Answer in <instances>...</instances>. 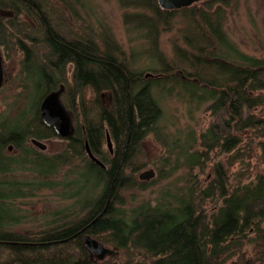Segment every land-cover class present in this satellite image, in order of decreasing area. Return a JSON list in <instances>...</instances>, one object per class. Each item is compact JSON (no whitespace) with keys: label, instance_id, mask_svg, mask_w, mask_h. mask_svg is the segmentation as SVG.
Wrapping results in <instances>:
<instances>
[{"label":"trees","instance_id":"1","mask_svg":"<svg viewBox=\"0 0 264 264\" xmlns=\"http://www.w3.org/2000/svg\"><path fill=\"white\" fill-rule=\"evenodd\" d=\"M54 1L74 12L70 0ZM119 1L125 8L149 12L124 14V19L150 38L147 53L158 64L150 69L151 76L130 68L112 39L100 47L91 35L71 37L63 12L50 0H0V46L7 49L11 44L22 52L18 96L26 99L33 92L35 98L33 107L17 110L18 116L4 112L0 116V264H99L83 245L85 235L123 251L127 256L123 264H224L223 254L249 235L260 241L255 251L264 253V181L260 177L251 184L236 181L228 190L220 162L213 165L215 176L204 188L187 172L179 203L173 198L122 209L121 192L145 191L155 181L135 177L144 167L136 163L141 142L151 134L166 145L158 129L162 109L154 91L183 99L192 108L207 103L209 123L197 137L201 150L187 153L189 160L184 157L189 170L216 150L229 154L227 165L250 158L255 140L264 164V57L248 55L229 40L224 14L232 0H202L178 10L163 9L157 0ZM175 19L182 23V45L172 43L170 59L159 49L158 36L162 29H171ZM52 91L61 92L62 103L73 115L74 133L62 152L44 156L25 142L57 137L39 115L42 99ZM86 143L102 166L88 157ZM9 145L22 157L10 155ZM74 160L79 161L74 168L93 177L94 198L77 199L86 186L72 191L68 198L77 206L70 205L56 219L53 214L36 232L15 231L26 217L21 199L32 194H24L22 187L45 185L13 178L21 164L46 163L52 172L39 173L44 178L56 176ZM206 200H213L216 207L208 216L202 207ZM238 259L243 261V255Z\"/></svg>","mask_w":264,"mask_h":264},{"label":"rangeland","instance_id":"2","mask_svg":"<svg viewBox=\"0 0 264 264\" xmlns=\"http://www.w3.org/2000/svg\"><path fill=\"white\" fill-rule=\"evenodd\" d=\"M199 2L201 3L202 0ZM69 3L74 12L67 9L60 2L50 0L52 6L63 12L66 28L71 37H75V35H91L100 47L103 46L104 40L112 39L122 49L126 63L133 70L147 74L152 73V69L158 68V64L147 53L150 38L143 36L142 29L137 28L134 23L131 25L126 24L124 19V14L137 13L149 16V12L132 7L125 8L121 6L119 0H70ZM232 4L225 8L224 14V31L229 40L233 42L238 50L248 55L264 57V0H232ZM21 18L26 17L23 16ZM181 28L182 23L179 19H175L172 22L171 29H168V31L162 29L158 36L159 49L167 58L173 59L172 43L175 42L178 45H182L180 40ZM22 56V52L11 44L7 49L0 46L2 70L0 79V116L4 112L8 116L16 117L18 116L19 112L17 110L19 108L27 109L34 105L33 92H29L26 99L18 96L21 92L20 81L22 74L20 60ZM154 95L162 109V117L158 123V129L164 141H166V145H162L151 134L141 142L136 163L144 164V167L135 174V177L139 180L138 174L148 169H153L154 177L152 179L155 181L145 191L134 189L121 192V196L125 200V204L122 206L123 210L134 208L141 202H149L154 205L157 201L167 203L172 201L171 199L173 198H178L177 201L179 203L180 200H183L182 195L186 190L185 187H187L183 181V176L190 171L197 178L201 187L204 188L211 183L212 178L215 176L212 167L216 162L222 163L226 169L228 190L230 186L236 185V181H241V184H251L254 183L253 181L257 177L264 181V164L258 158L259 150L256 148V140L253 142V151L250 158L241 157L240 160L231 161V164L227 165L229 154L220 153L216 150L213 153H208V159L205 160V157L199 159L203 163L201 166H194L192 170H189L183 163L184 157L189 160L188 154L195 152V150H201L198 146L197 137L209 123V112L206 110L207 103L202 104L197 109L192 108L183 99L174 96H161L156 91H154ZM85 96L86 99L90 98V90H85ZM191 135L195 140V144L190 143L192 141L190 140ZM30 139L33 138L27 139L25 144L37 154L44 156H54L62 152L67 142V139L59 137L47 140L39 139L38 141L44 144L43 148H39L32 144ZM189 146L191 147L190 149ZM16 151L13 148L8 153L17 155L19 152ZM18 156L22 157V154L20 153ZM29 158L31 159L30 156ZM78 163L79 161L76 160L72 162L71 166L67 163L59 169L56 176L49 174L44 178L40 177L39 173L52 172V169L49 170L48 168L50 167L46 163L42 164L33 161L29 164L23 163L24 166L21 164L22 169L17 170L13 178H17L20 181L26 179L30 183L32 182L34 186L43 183L45 185H39L43 187L34 188L33 190L31 189L32 187L30 189L22 187L24 194L28 192L32 194L21 199V213L25 214L26 217L14 228L15 231L36 232L43 228V224L53 214H55L53 218L56 219L63 213H67L66 208L70 205L77 206L74 202L75 199L68 198L72 191H77L86 186L85 191L81 192L77 199L82 202L94 198V179L91 175L86 177L88 174L84 169L73 167ZM69 170H72V172L70 173ZM159 171L164 176L159 177ZM165 173L168 175L166 176ZM84 181L87 182L84 183ZM149 181L145 182L150 183ZM220 204L221 201L218 200L216 205ZM213 205V200L203 201L202 207L207 216L215 211L216 207ZM171 206H175V202ZM261 227L264 229V221ZM259 242H255L252 235H249L242 240L240 245L231 246L223 254L224 264H237L239 262L238 258L242 255L245 261H254L255 257L259 255L256 252L257 249L255 251L254 246H257ZM103 244L105 247L113 249L114 253L100 261L91 255L94 260L99 264H123L127 258L123 251L117 250L109 244Z\"/></svg>","mask_w":264,"mask_h":264},{"label":"water","instance_id":"3","mask_svg":"<svg viewBox=\"0 0 264 264\" xmlns=\"http://www.w3.org/2000/svg\"><path fill=\"white\" fill-rule=\"evenodd\" d=\"M161 8L167 10H178L180 8L191 6L194 3H197L201 0H157ZM1 64H0V79H1ZM151 76L150 73L145 74V77ZM61 92L52 91L44 96L40 103L39 115L41 121L49 128L53 130L59 138H68L71 137L74 133L73 125V115L72 113L65 108L60 99ZM34 145L38 147H43V144L33 139L31 141ZM107 145L108 148H111L109 137L107 136ZM86 152L88 157L94 161L99 166H102V163L97 160L91 153L88 144H85ZM154 177L153 169H148L144 172L138 174V179L141 181H148ZM83 245L88 250V252L97 260H102L106 256L112 255L114 253L113 249H109L104 246V244L95 238L85 235L83 237Z\"/></svg>","mask_w":264,"mask_h":264},{"label":"flooded vegetation","instance_id":"4","mask_svg":"<svg viewBox=\"0 0 264 264\" xmlns=\"http://www.w3.org/2000/svg\"><path fill=\"white\" fill-rule=\"evenodd\" d=\"M72 137V136H71ZM70 137H68V138H63V139H69ZM33 139H30V141H32ZM42 140H47V139H42ZM32 143V142H31ZM33 144V143H32ZM36 146V145H35ZM43 147H44V144H43ZM43 147H39V148H43ZM11 150H13V147L11 146V145H9L8 147H7V152H10ZM15 150H17V149H15ZM16 152H20L19 150H17ZM15 152V153H16ZM13 153V152H12ZM225 264H227V263H225ZM237 264H264V253H262V254H259V255H257L256 257H255V259H254V261H250V260H248V261H245V260H243V261H241V262H238Z\"/></svg>","mask_w":264,"mask_h":264}]
</instances>
